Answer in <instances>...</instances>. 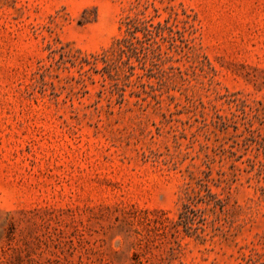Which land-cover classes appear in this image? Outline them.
Returning a JSON list of instances; mask_svg holds the SVG:
<instances>
[{
  "label": "rangeland",
  "instance_id": "obj_1",
  "mask_svg": "<svg viewBox=\"0 0 264 264\" xmlns=\"http://www.w3.org/2000/svg\"><path fill=\"white\" fill-rule=\"evenodd\" d=\"M0 264H264V0H0Z\"/></svg>",
  "mask_w": 264,
  "mask_h": 264
}]
</instances>
